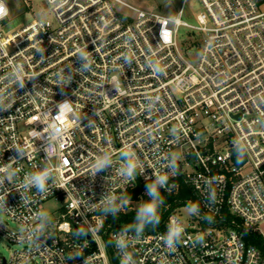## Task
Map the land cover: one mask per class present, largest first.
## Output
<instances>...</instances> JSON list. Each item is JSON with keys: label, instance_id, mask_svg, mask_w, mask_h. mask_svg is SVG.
<instances>
[{"label": "built area", "instance_id": "2783aa9c", "mask_svg": "<svg viewBox=\"0 0 264 264\" xmlns=\"http://www.w3.org/2000/svg\"><path fill=\"white\" fill-rule=\"evenodd\" d=\"M44 2L55 23L9 33L0 0V208L21 227L0 219L19 245L0 264H113L109 243L119 264H264L245 240L264 220L259 1L200 0L196 25L127 0ZM183 26L201 36L196 63ZM138 181L192 194L163 229L106 226Z\"/></svg>", "mask_w": 264, "mask_h": 264}, {"label": "rangeland", "instance_id": "374dc122", "mask_svg": "<svg viewBox=\"0 0 264 264\" xmlns=\"http://www.w3.org/2000/svg\"><path fill=\"white\" fill-rule=\"evenodd\" d=\"M130 4L144 9H152L165 16L180 17L181 20L189 24L196 25L197 15L202 11L200 0H127ZM10 9L9 18L4 22L5 31L13 33L21 29L27 23L33 20H50L55 23L54 16L44 0H7ZM184 8L182 14L180 10ZM264 10V3L262 4ZM181 50L187 55L188 59L196 63L199 59L201 36L198 32L188 27H181L179 37ZM129 202V201H128ZM62 202L49 200L41 205L44 214L50 219L56 218L60 213ZM129 209L137 208L136 204L123 203L118 213ZM177 211L183 215L190 216V208L186 205L179 206ZM0 219L5 223L8 229L14 232H20L21 227L18 223L11 220L0 208ZM117 227H128L123 221H117ZM260 234L264 238V220L258 224ZM19 249V245L10 243L8 240L0 238V251L5 256Z\"/></svg>", "mask_w": 264, "mask_h": 264}, {"label": "trees", "instance_id": "16d2710c", "mask_svg": "<svg viewBox=\"0 0 264 264\" xmlns=\"http://www.w3.org/2000/svg\"><path fill=\"white\" fill-rule=\"evenodd\" d=\"M262 5L264 0H258ZM191 189L186 186H182L178 194L167 193L159 188L153 182L138 181L137 185L126 191L121 202L125 203L129 201L131 204H136L137 208H133L130 211L127 207L125 211L118 213V203L109 207L106 210V226L113 224L115 227L117 221H123L128 227H151L153 230L163 229L166 226L167 218L173 209H175L182 200L191 197ZM167 206L170 209L167 210ZM151 209V211H148ZM248 244L255 245L262 253L264 259V238L261 234L251 233L245 237ZM109 251L111 253L113 264H119L113 249L109 243Z\"/></svg>", "mask_w": 264, "mask_h": 264}, {"label": "water", "instance_id": "95a60500", "mask_svg": "<svg viewBox=\"0 0 264 264\" xmlns=\"http://www.w3.org/2000/svg\"><path fill=\"white\" fill-rule=\"evenodd\" d=\"M48 221L46 220L45 223H47ZM122 227H118L117 230H121ZM130 230L134 231V232H141V233H150L153 231V228L151 227H139V226H132L130 227Z\"/></svg>", "mask_w": 264, "mask_h": 264}, {"label": "clouds", "instance_id": "9594fccd", "mask_svg": "<svg viewBox=\"0 0 264 264\" xmlns=\"http://www.w3.org/2000/svg\"><path fill=\"white\" fill-rule=\"evenodd\" d=\"M4 13V7L2 4H0V14H3ZM237 163H241V161L238 159L237 160ZM148 211H151V209H148ZM190 211H195V209H191Z\"/></svg>", "mask_w": 264, "mask_h": 264}]
</instances>
